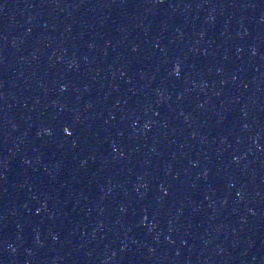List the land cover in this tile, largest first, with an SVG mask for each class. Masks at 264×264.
I'll list each match as a JSON object with an SVG mask.
<instances>
[{
  "label": "water",
  "instance_id": "95a60500",
  "mask_svg": "<svg viewBox=\"0 0 264 264\" xmlns=\"http://www.w3.org/2000/svg\"><path fill=\"white\" fill-rule=\"evenodd\" d=\"M0 264H264V0H0Z\"/></svg>",
  "mask_w": 264,
  "mask_h": 264
},
{
  "label": "snow or ice",
  "instance_id": "6c2138e0",
  "mask_svg": "<svg viewBox=\"0 0 264 264\" xmlns=\"http://www.w3.org/2000/svg\"><path fill=\"white\" fill-rule=\"evenodd\" d=\"M65 131H67V129H65ZM69 135H71V133H69Z\"/></svg>",
  "mask_w": 264,
  "mask_h": 264
}]
</instances>
